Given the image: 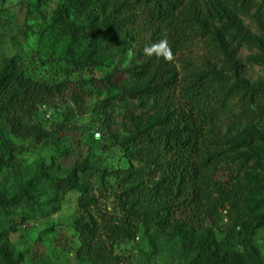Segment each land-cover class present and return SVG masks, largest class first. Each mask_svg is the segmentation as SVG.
I'll return each instance as SVG.
<instances>
[{"label":"rangeland","instance_id":"rangeland-1","mask_svg":"<svg viewBox=\"0 0 264 264\" xmlns=\"http://www.w3.org/2000/svg\"><path fill=\"white\" fill-rule=\"evenodd\" d=\"M103 17L101 7L80 0H0V76L14 71L47 84L68 81L92 94L84 114L70 94L50 109V119L39 110L31 123L48 133L42 141L17 138L0 122V251L10 264H93L81 250L80 230L88 223L81 189L96 200L95 219L108 209L124 222L125 207H139L138 185L149 161L140 160L134 139L156 128L159 113L150 97L125 94L140 87L133 74L142 62L131 35L109 29ZM202 32L217 39L219 54L203 70L237 74L247 87L264 89V0H230ZM205 54L198 41L181 59L198 62ZM74 62L83 67L75 70ZM185 65L176 64L181 75ZM225 134L233 154L246 158L241 174L251 186L248 219L255 229L253 248L234 241L239 257L232 264H264L263 104L239 105ZM234 229L224 221L214 234L224 241ZM202 241L201 234L146 225L114 246L108 264H197L195 246Z\"/></svg>","mask_w":264,"mask_h":264},{"label":"trees","instance_id":"trees-1","mask_svg":"<svg viewBox=\"0 0 264 264\" xmlns=\"http://www.w3.org/2000/svg\"><path fill=\"white\" fill-rule=\"evenodd\" d=\"M229 1L80 0L88 7L102 8L103 22L109 29L131 35L142 62L133 74L140 87L125 94L139 100L150 97L159 113L156 128L134 139L141 150L140 160L149 161V170L138 185L139 207H125L124 222L108 209L95 219L92 209L96 200L81 189L79 206L88 216V223L80 230L81 250L91 263L108 264L114 246L130 231L146 225L160 231L203 235L205 241L195 246L197 264H232L239 257L235 240H244L253 248L255 229L248 219L251 186L241 174L246 158L233 154L225 128L239 105L263 104L264 109V89L247 87L237 74L201 68L219 61L217 39L202 29ZM106 8L112 12L106 14ZM165 37L174 56L171 62L143 55L145 45ZM243 40L249 41L246 37ZM198 41L204 43L206 54L198 62L182 60L185 50ZM183 62L186 74L181 75L176 64ZM72 64L75 70L83 67L80 62ZM226 64L237 72L229 55ZM69 94L84 114L86 100L92 95L85 86L68 81L47 84L5 71L0 76V122L17 138L42 141L48 133L32 124V119L42 106L56 108L59 99ZM224 221L235 229L224 241H218L214 230ZM0 252L3 262L10 264L7 255Z\"/></svg>","mask_w":264,"mask_h":264},{"label":"clouds","instance_id":"clouds-1","mask_svg":"<svg viewBox=\"0 0 264 264\" xmlns=\"http://www.w3.org/2000/svg\"><path fill=\"white\" fill-rule=\"evenodd\" d=\"M142 51L143 55L148 58L155 56L158 60L160 58H163L165 62H171L174 59L171 46L169 45V42L166 37L154 43L145 45ZM134 54L135 53L131 48L127 51V56L130 58ZM98 137L99 133H97V138Z\"/></svg>","mask_w":264,"mask_h":264},{"label":"built area","instance_id":"built-area-1","mask_svg":"<svg viewBox=\"0 0 264 264\" xmlns=\"http://www.w3.org/2000/svg\"><path fill=\"white\" fill-rule=\"evenodd\" d=\"M50 109L51 108L48 107V106H46V105L41 107V111L44 112V113H46V116H47L48 119L51 118Z\"/></svg>","mask_w":264,"mask_h":264}]
</instances>
